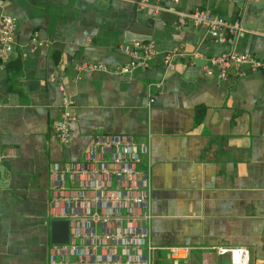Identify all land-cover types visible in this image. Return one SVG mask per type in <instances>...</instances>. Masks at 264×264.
Returning <instances> with one entry per match:
<instances>
[{
	"label": "crops",
	"instance_id": "1",
	"mask_svg": "<svg viewBox=\"0 0 264 264\" xmlns=\"http://www.w3.org/2000/svg\"><path fill=\"white\" fill-rule=\"evenodd\" d=\"M141 1L0 0V24L4 14L16 20L14 49L0 56V264H50L51 165L83 160L98 135L148 146L152 243L191 249L177 262L161 249L156 264H231L219 249L242 247L248 264H264V70L238 75L232 66L224 80L202 72L233 49L264 61V0L177 4L242 22L251 33L234 47L151 8L173 0H147L144 9ZM135 39L154 40L161 53L115 73L130 63L122 48ZM176 47L200 58H177L169 69L164 52ZM65 99L77 116L68 145L55 134Z\"/></svg>",
	"mask_w": 264,
	"mask_h": 264
},
{
	"label": "built area",
	"instance_id": "2",
	"mask_svg": "<svg viewBox=\"0 0 264 264\" xmlns=\"http://www.w3.org/2000/svg\"><path fill=\"white\" fill-rule=\"evenodd\" d=\"M180 1L173 0V4L165 8L151 7L147 0H143L139 7H151L154 13L165 11L175 15L179 28L192 24L204 29L213 42L230 47L251 33L242 22L226 21L213 16L207 9H195L189 13L181 11L177 9ZM15 43L16 20L4 14L0 24V56L7 58ZM33 44L43 46L45 42L35 36ZM122 49L131 61L116 70L117 74H129L148 66L161 53L154 40L135 39ZM186 56L191 60L200 58L197 52L187 54L184 47H176L164 52V63L167 68L174 69L175 60ZM232 66L238 67V75H244L246 69L253 72L264 70V61L233 49L207 59L202 72L205 76L224 80ZM85 67L91 71H109L100 63H89ZM60 89L64 91L62 85ZM62 107L55 134L62 145H68L77 116L70 99H65ZM148 155V146L137 144L131 136L98 135L83 160L51 165V216L68 224V237L66 242L53 245L50 264H156L155 253L161 249H165L175 262L188 259L190 248H159L152 243L154 215ZM143 164L145 169H141ZM219 254L229 255L231 264L249 263V251L244 247L222 248Z\"/></svg>",
	"mask_w": 264,
	"mask_h": 264
},
{
	"label": "water",
	"instance_id": "3",
	"mask_svg": "<svg viewBox=\"0 0 264 264\" xmlns=\"http://www.w3.org/2000/svg\"><path fill=\"white\" fill-rule=\"evenodd\" d=\"M68 224L62 221H55L52 224V242L63 243L67 241Z\"/></svg>",
	"mask_w": 264,
	"mask_h": 264
}]
</instances>
